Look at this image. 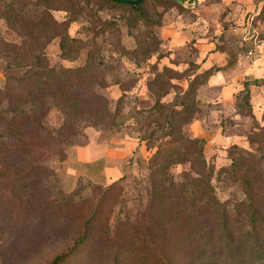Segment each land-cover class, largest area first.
<instances>
[{"label":"rangeland","instance_id":"rangeland-1","mask_svg":"<svg viewBox=\"0 0 264 264\" xmlns=\"http://www.w3.org/2000/svg\"><path fill=\"white\" fill-rule=\"evenodd\" d=\"M46 9L39 17L34 0H0V264H47L85 232L70 264H112L125 240L139 247L149 237L158 249L170 239L180 264L209 263L218 253L215 220L202 219L200 231L212 233L200 242L192 219L162 216L150 159L170 141L171 124H184V133L204 140L212 183L225 200L232 182L217 170L231 164L230 152L264 156V145L255 152L249 141L256 131L264 136V87L250 86L254 118L237 106L244 80L264 78V0H199L195 9L146 0L140 11L111 0H53ZM64 33L78 40L67 54ZM39 53L56 72L81 67L64 86L78 94L75 105L64 109L52 90L26 88ZM212 66L221 70L187 92ZM35 104L37 118L27 124L23 116ZM75 157L88 165L75 168ZM191 166L169 171L181 180L199 169ZM257 168L264 171V159ZM97 205L100 217L85 231ZM123 264L138 263L127 257ZM213 264L228 263L219 255Z\"/></svg>","mask_w":264,"mask_h":264},{"label":"trees","instance_id":"trees-1","mask_svg":"<svg viewBox=\"0 0 264 264\" xmlns=\"http://www.w3.org/2000/svg\"><path fill=\"white\" fill-rule=\"evenodd\" d=\"M53 0H34V4L39 10L35 12L40 17V12H45ZM131 9L142 10L146 0H111ZM177 2L176 0H173ZM180 4L179 2H177ZM182 5V4H180ZM185 7V6H184ZM189 9H195L186 7ZM41 9V10H40ZM78 40L70 37L69 34H60L61 50L67 54L78 46ZM17 45L15 44V47ZM20 49L21 46H18ZM49 63L44 54H37L31 61L30 70L26 74V88L31 91L43 92L52 90L54 100L63 103L64 109L75 105L76 96L68 93L64 87L67 83H74L81 73V67L61 68L58 72L50 69ZM219 66H212L194 76L190 81L187 92L194 94L199 87L207 83L210 78L220 71ZM244 87L238 93L243 96V103H238L239 111L246 109V114L254 118L253 106L251 103L250 86L255 85L264 87V78H246ZM72 97V99L70 98ZM40 105L35 104L26 111L23 118L27 123L28 118H37L31 114L40 109ZM30 112V114H29ZM31 119L27 124L32 123ZM67 119L63 124H66ZM61 125V126H62ZM184 124H171L169 132L171 139L168 143L159 145L150 159L151 174L153 175V194L152 199L158 198L162 203L161 214L168 217V221H190L194 222L197 227L199 241L202 242L205 235L207 241L211 238L212 230L209 233L200 231L202 219L213 218L218 227L217 254H211L209 263L213 264L216 257L221 255L228 264H245L247 261H264V171L257 168L262 164L264 156H257L254 152L245 151L247 157H238L234 152H230L231 164L222 166L217 170L219 180L226 182L231 181L232 189L229 198L222 200L217 194L212 183V176L215 167L208 165L204 156V140L198 137H190L183 132ZM17 128V124L15 125ZM26 126L18 127L23 130ZM162 132L163 128L160 129ZM263 132L261 130L252 133L249 141L252 149L262 151L264 142ZM23 146H28V141L18 138ZM262 141V142H261ZM74 167L82 169L87 163L73 158ZM248 161V162H246ZM190 162L192 166L197 165L199 169L185 171L182 173L181 180L177 175L169 171V168L176 164ZM191 166V168H192ZM63 198V197H62ZM62 198L60 201H63ZM66 201L67 198L64 197ZM100 217L99 205L92 213L90 218L85 222V231L94 224ZM163 222V221H162ZM86 232L77 240L72 247L62 254L57 255L47 264H70L71 260L78 255L82 243L85 241ZM194 241V240H192ZM163 246L160 249L155 246V241L149 237L143 241L139 247L134 246L129 238L125 240L111 257L112 264H123L126 258L137 262L138 264H180L175 259L174 254L170 253V239H163ZM134 248H133V247ZM127 255V256H126Z\"/></svg>","mask_w":264,"mask_h":264},{"label":"built area","instance_id":"built-area-1","mask_svg":"<svg viewBox=\"0 0 264 264\" xmlns=\"http://www.w3.org/2000/svg\"><path fill=\"white\" fill-rule=\"evenodd\" d=\"M185 7L195 8L199 0H176Z\"/></svg>","mask_w":264,"mask_h":264}]
</instances>
